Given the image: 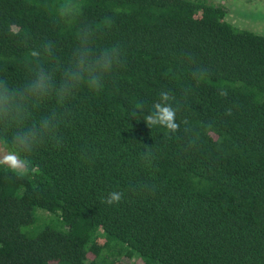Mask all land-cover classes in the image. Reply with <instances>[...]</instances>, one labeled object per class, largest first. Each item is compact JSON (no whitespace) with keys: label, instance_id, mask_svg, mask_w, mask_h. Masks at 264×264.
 <instances>
[{"label":"trees","instance_id":"obj_1","mask_svg":"<svg viewBox=\"0 0 264 264\" xmlns=\"http://www.w3.org/2000/svg\"><path fill=\"white\" fill-rule=\"evenodd\" d=\"M55 2L0 0V75L13 85L44 40L70 58L75 27ZM80 2L79 23L96 47L119 45L123 66L99 93L81 88L63 146L33 153L29 175L0 169V264H264V34L212 0ZM162 90L194 146L184 125L144 122ZM112 191L123 199L107 205Z\"/></svg>","mask_w":264,"mask_h":264},{"label":"clouds","instance_id":"obj_2","mask_svg":"<svg viewBox=\"0 0 264 264\" xmlns=\"http://www.w3.org/2000/svg\"><path fill=\"white\" fill-rule=\"evenodd\" d=\"M80 0H56L54 4L57 22L66 27H75L76 44L67 62L57 56V46L52 40H44L24 58L23 67L27 78L13 85L0 75V144H11L10 149L0 151V169L18 178L32 171L29 157L43 146L60 148L64 143L62 129L71 125L74 113L69 106L81 88L99 93L105 81L123 66V53L119 45L98 48L95 46L96 29L90 24H80L82 15ZM13 35L19 36V33ZM196 78L206 73L197 69ZM220 96H227L220 89ZM175 96L168 91L159 92V100L143 117L148 128L162 127L168 133L183 132L190 137L189 147L197 143V135L185 118L177 121L179 106ZM51 104L38 118L36 113ZM143 108V105L139 106ZM231 115V109L226 110ZM138 113L133 114V118ZM143 159L151 156L145 145ZM123 199L121 191H112L104 199L107 205H116Z\"/></svg>","mask_w":264,"mask_h":264},{"label":"rangeland","instance_id":"obj_3","mask_svg":"<svg viewBox=\"0 0 264 264\" xmlns=\"http://www.w3.org/2000/svg\"><path fill=\"white\" fill-rule=\"evenodd\" d=\"M228 7L226 19L232 24L264 34V0H212ZM7 148L0 144V151ZM25 231V229H24Z\"/></svg>","mask_w":264,"mask_h":264}]
</instances>
